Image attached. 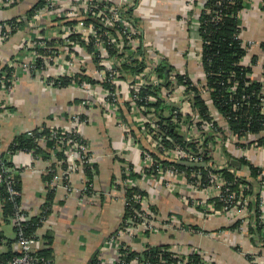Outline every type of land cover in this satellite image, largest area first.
Listing matches in <instances>:
<instances>
[{
  "label": "built area",
  "instance_id": "1",
  "mask_svg": "<svg viewBox=\"0 0 264 264\" xmlns=\"http://www.w3.org/2000/svg\"><path fill=\"white\" fill-rule=\"evenodd\" d=\"M206 0H198V3L203 4ZM20 2V0H0V11L4 8L10 7L13 3ZM124 0H119L117 3H114L110 0H45V3L38 9L35 10L33 16L30 18L28 26L25 28H20L16 32H13V29H16V25L9 22L0 23V44L3 43L10 36L15 33H19L21 30H27L22 36L20 35V41L16 48V51L13 53L12 60H6L9 65L19 66V71L21 73H13L10 82L8 85L5 84V80L0 79V94H5V99L12 102V93L14 91L15 84L19 81L21 75H27L30 77L36 76L38 79H42L47 86H52V82L48 80L49 78H57L59 76H74L75 72L86 69V71L92 76L93 79L97 81H109L111 84L115 85L113 91L108 90L103 87L100 83H88L82 82L79 85L75 84L73 81L70 85L71 87L79 88L85 95H87L82 104L86 105V110H91L93 107L98 106L103 109V115L107 119H112L117 127L122 133V149L121 151L131 150L139 158L137 167L134 165V170L139 171L142 177L150 175V178L157 179L163 182L164 186L169 189L172 193H178L182 196V199L185 201V207L190 211H195L196 213L201 212L210 213L214 210L217 202H220V207L218 208L222 212L226 213H235L236 219H239L240 225L238 230L241 234H245L250 238H255L257 244V251L247 255V257L257 264H264V226L259 235L252 233L250 228L255 226L254 221L251 219L252 210L249 208V203L255 200V197L250 193H244L245 189H248L246 184H239L237 190H233L230 187L228 180L218 172L219 169L223 168L228 162L235 158L244 157V152L250 148L257 149L259 147H264V143L259 146L257 141H252L249 145L244 146H235L233 144V149L237 152L233 155L230 150H225L231 154L232 158H228L222 153L223 162L215 163L214 161H209L205 165V169L209 170L208 181H203L201 176L197 177L194 181H188L186 174L184 172L178 171L174 166L164 167L156 163V160L152 155L138 144L134 137L130 134L129 127L127 124L119 119V103L120 93H122V99L130 101L132 119L136 124H139L144 130L145 135L152 140L153 145L157 148V145L160 146L162 135L159 132V125L156 123V118L152 117L150 114H143V111L149 110L152 111L153 108L141 106L140 108L135 105L134 100L138 99V92L135 88L136 85H149V84H158L161 82V79L157 78L154 75L139 73L132 77H126V80L121 81L118 78L119 72L115 69L114 65L118 64L120 59L114 57L110 54V47L114 49H122L123 45L129 47V49L134 50L132 54L133 58L141 59L142 54L138 53L135 49L140 46V30L136 28L130 21L125 17L121 16L120 7L125 3ZM252 2V0H251ZM250 2V3H251ZM192 8L195 5L191 4ZM197 7V14L195 16L188 15L182 20V24L186 25L187 29L193 31V38L195 39L191 43V50L188 51L187 55L192 56L191 69L187 68L183 71H178L183 75L191 76V79L194 83L198 81H203L204 73L202 72V61H201V40L197 35V26H198V17L200 8ZM195 9V8H194ZM245 11V10H244ZM207 13L210 12L209 9L206 10ZM243 13V12H242ZM93 16L98 18L101 21V27L96 26L92 22L85 21L86 17ZM242 16V15H241ZM217 20L220 18V13L218 11L214 12V17ZM17 22L20 21V18L16 19ZM69 21H74L71 24H68ZM190 22V23H189ZM189 23V25H187ZM16 27V28H15ZM117 28L122 36H115L109 28ZM241 27L242 17H241ZM27 28V29H26ZM242 33V31H241ZM239 34V38L242 41L243 46H245L247 54L243 56L242 63L245 65H252L251 63V49L256 45V42L251 39H245ZM77 36V39L74 40L72 36ZM93 41V49L88 51L86 45ZM44 53H40L41 49H45ZM194 48V50H193ZM144 55L146 56V63L148 66L155 68V66L160 62L161 58L164 55L161 53L160 49L157 47V44L152 42L145 44ZM264 51V49H263ZM126 52V51H125ZM189 57V56H187ZM41 59V70H38V61ZM128 61V60H127ZM187 61V60H186ZM258 61H256V65ZM264 71V66H263ZM150 75V76H149ZM263 74H261V79L255 78L252 74V78L260 80L264 83ZM186 86L183 89L175 90L174 92H167L165 89L161 92V95L164 99L172 102L176 106V110L173 111L172 119L176 120L178 112L190 114L191 119L193 120L197 114L191 108L190 96L191 94H186ZM205 92V90H203ZM160 94V93H159ZM193 95V94H192ZM147 101H154L153 97L148 96ZM155 99V98H154ZM82 113H74L70 117L72 123L68 127H57L49 126L50 138L55 139L57 149H60L59 143H68L69 147L63 149V153L66 156V164L64 169H60L59 172L53 175L51 179L52 186L63 185L70 189V186H67V183L70 179V175L75 172H80L84 175L85 182L83 183L81 190H87L88 178L84 174V167L86 165H91L96 161L94 151L90 148L87 143V140H80L72 135L80 136L74 127L78 124H85L89 121L88 118L82 119ZM212 119L208 121L204 127L206 130L210 131L213 129V122L218 119L219 115L216 110H213L211 113ZM173 120V121H175ZM145 125H148L147 129ZM227 128V127H226ZM32 134L33 129L27 128L24 132ZM264 131V130H262ZM157 134V137L154 138V135ZM198 136L197 134H193ZM40 145H45L46 140L45 136L36 138ZM185 139H189L188 134H186ZM255 139L254 136H249L245 134L242 136L241 141L245 144H248L250 140ZM232 137V141H234ZM218 146V145H217ZM216 146V148H217ZM222 147V146H221ZM215 148V149H216ZM164 155L169 156L171 159H177L181 157H186L181 146L176 145L172 148H164ZM222 149V148H221ZM30 153V152H28ZM32 161L38 160L39 158L33 157L30 153ZM245 158V157H244ZM47 166L49 167V162L46 161ZM155 164L158 168L155 170ZM22 165L3 168V171L0 172V184L2 180L6 182L7 189L11 198L16 196H21L19 190L15 189L12 182L11 171L15 168L21 169ZM25 168L30 167L29 164H24ZM125 169H127L126 164H123ZM164 167V168H163ZM45 169V170H46ZM44 170V171H45ZM145 171V173H144ZM212 171V172H211ZM230 171L234 172L236 176L242 177L239 172H237L233 167L230 168ZM20 172V173H21ZM149 172V173H148ZM119 185V187H117ZM121 185V186H120ZM114 186L119 188L120 191L124 192L122 186L135 187L139 186L142 189V186L139 185L138 180H134L129 177L122 179L120 174L114 179ZM47 187V184H46ZM193 192H202L201 198H187L188 191ZM132 198L134 201L140 203L141 211L143 215L148 214L151 218L142 216V212H138L136 208H133V216H130L126 220V224L118 227L105 241L104 248L106 245H110L113 248L111 251L112 258L110 260H105L101 253L97 255V264H122L123 255L122 249L134 250L133 239L135 234L138 232L149 233L157 232L161 229H173L176 226V220L178 217L171 215L162 221H154L153 213L149 209V199L143 197L139 192H134ZM189 200V201H187ZM256 201V200H255ZM257 206L259 209V221L264 225V197L262 193L257 200ZM127 205V198L125 194L123 196V207ZM15 212L10 217L11 222L14 226L18 227L16 232V249L18 255L12 257L5 264H53L48 259L38 258L32 253L37 249H40V245L43 246L40 230L37 229L33 235L26 236L22 231L23 224L30 219L32 214L30 211L26 210L21 204L15 206ZM138 218L141 221H138ZM45 217L42 219V223L46 222ZM122 222V221H121ZM174 225V226H173ZM135 233V234H134ZM124 236H127V242L123 239ZM42 243V244H41ZM147 245L146 244L140 250L142 251ZM126 250V251H127ZM175 253V261L169 262L161 259L162 264H213L211 255L207 252H202L198 248H193L191 251L181 252L179 250L168 249ZM127 251V252H128ZM196 254L199 256V261H193V258H190V254ZM110 255V256H111ZM112 263H109V262ZM129 264H144V262L138 258H133L129 261ZM148 264V263H147Z\"/></svg>",
  "mask_w": 264,
  "mask_h": 264
},
{
  "label": "trees",
  "instance_id": "2",
  "mask_svg": "<svg viewBox=\"0 0 264 264\" xmlns=\"http://www.w3.org/2000/svg\"><path fill=\"white\" fill-rule=\"evenodd\" d=\"M23 1L25 0L15 2L10 7L4 8L0 11V23L5 21L16 25L17 28L15 27L16 29H13V32H16L20 28L23 29L27 27L35 10L45 3V0H31L30 2H28V0L27 2L29 5L26 10L20 13L16 12V14L13 12V14H9V11L11 12L16 8H20V3ZM193 2L195 6L200 8L197 35L201 40L200 58L202 61V72L204 73L203 81L194 83L191 76L173 71L174 66L164 57L161 58L155 68L148 66L146 63V56L144 55L145 49L143 50L146 44L144 36L139 37L141 45L135 49L138 53L142 54L141 59L133 58L132 54H134V50L129 49V47L125 45H123L122 49H114L113 47H110L109 52L112 56L120 59L119 63L114 65L115 69L119 72L117 79L125 81L126 77H132L139 73L154 75L161 79L160 83L154 85H136L135 88L138 92V99L134 100L135 105L139 108L141 106H144V108H153L152 111H143V114H150L157 119L156 123L159 125V132L162 135V139L159 141L161 145H157L156 148L153 145L152 140L145 135L141 126L134 122L132 119L130 101L122 99L121 97L123 96L122 93H120V99L118 100L119 119L127 124L130 134L142 149L147 150L152 155L156 162H158L156 164L164 167L174 166L178 171L186 174L188 181H194L199 176H201L203 181H208V169L210 168L205 169L204 166L218 154L215 149L218 144H222L223 146L222 153L228 158H232L231 154L225 150V146L229 143H232L235 146L249 145L254 140L257 141L259 146L264 143V131H262L264 130V83L252 78L254 72L253 64L257 61L256 55L252 54L251 56V66L242 63V58L247 54V51L238 36L242 31V12L250 6L251 0H206L203 4L198 3V0H194ZM207 9L210 10L209 13L206 12ZM215 11L220 13V18L218 20L213 18ZM120 12L121 16L128 18V16L132 14V9L127 6H122L120 7ZM192 13L193 11L190 12V15H192ZM17 18H20L19 22H17ZM85 19V21L92 22L98 27L102 26L101 21L96 17L88 16ZM73 22L74 21H69L68 24ZM189 23H187V25H189ZM109 30L117 37L122 36L120 31L115 27H111ZM25 32H27V30H21L19 33L15 34L22 36ZM190 35H193L192 30H190ZM72 38L76 40L77 36L73 35ZM8 39L3 41V43ZM260 46L264 49V42H261ZM86 48L88 51H91L93 49V41L88 43ZM45 50L46 48L41 49L40 53H44ZM5 61L6 60L0 61V79L5 80V84L8 85L12 74H19L21 72L19 71V66L15 67L9 65ZM41 62V59H39L37 65L39 71L41 70ZM36 74L34 75V78L38 79L39 77H37ZM48 80L52 82V86H47L50 89L74 88L77 90L78 99H75V101L79 106V110L75 113H82V119L87 118L86 105L81 103L82 100L87 98V95L77 87L68 86L72 81L77 85L82 82H88L91 84L97 82L110 91H113L115 88V85L111 84L109 81H97L93 79L86 69H81L75 72L72 77L59 76L57 78H49ZM184 86H186V94H193L190 96L191 108L197 114L193 120L191 119L190 114H184L182 112L177 113L176 120L172 119V116H174L173 111L176 110V106L172 102L164 99L161 95L163 89L167 92H174L175 90L183 89ZM203 90H205V92H203ZM148 96L153 97L154 101H147L146 98ZM0 104L2 107L5 105L4 101ZM94 108L99 110L104 117L103 109L101 107L95 106ZM213 110L217 111L219 118L213 122V129L208 131L204 127L206 126L205 123L212 119L211 113ZM73 114L74 113L72 112L70 115ZM104 120L107 125H113L120 130L112 119L104 117ZM67 123L68 125L65 127L72 125L70 118ZM80 127V124L74 127L78 134H81V131H79ZM147 127L148 125H145L144 129H147ZM32 129V134H29L26 131L18 133L12 137L7 147L4 149L0 147V172H2L5 167H15L14 162H12V155L20 151L30 152L33 157H37L50 163L49 167L42 175L43 181L47 184L44 202L39 207V212L32 215L22 227V231L26 236L33 235V233L43 224L41 220L44 219V217L46 220L51 212L56 186H52L50 182L54 174L59 172L60 169L65 168L66 156L63 153V149L69 147L68 143L65 144L63 142L59 143L61 148L57 149V141L50 138L49 127L45 124H41ZM186 134H188L189 139H185ZM193 134H197L198 136L196 137ZM245 134L254 136L255 139H252L248 144H245L241 141L242 136ZM41 136H45V145H40L36 139ZM72 137H76L80 140L83 139L82 135L76 136L74 134ZM156 137L157 134L154 135V138ZM232 137H234V141H232ZM83 140L86 141V139ZM176 145L183 148L182 150L186 157L171 159L169 156L164 155V148H172ZM114 158L120 163L121 168L118 174H120L123 180L129 177L138 181L142 179L141 173L134 170L135 167L132 163L119 156H115ZM238 162L241 166H244L249 170V178L238 177L234 172L230 171V168L232 167L234 169L237 168V166L235 167L231 162H228L223 168L219 169L218 172L228 180L230 187L233 190H237L239 184H246L248 186V189H245L244 193H250L256 200L249 203V208L252 210L251 219L255 223V226L250 228V231L259 235L264 225L260 223L258 218L259 209L257 206V200L259 199L261 192L256 191V187H260L263 183L264 178L262 176V171L258 166H255L244 157L238 158ZM123 164H126L127 169L122 167ZM156 164L155 170L158 169ZM97 171L98 165L95 162L84 167L83 172L88 178V185L92 183L93 177ZM20 172L21 169L17 168H15L14 171H11L13 186L19 191H21ZM72 175H74V173H72L70 177ZM146 177L150 178V175L148 174ZM89 187L91 189L90 185ZM117 187H119V185H117ZM122 189L124 190V192H122L123 195L125 194V197L127 198V205L123 207L121 222L123 225L126 224V220L130 216H133V208L138 209V212L141 211L140 203L134 201L132 198L133 193L139 192L143 197H147L148 194L139 186H122ZM174 194L176 195V193ZM17 204H21V196L11 198L6 182L2 180V183L0 184V214L5 222H11L10 217L15 212V206ZM183 204L185 205V203ZM220 205V202H217L216 208H219ZM149 209L153 213V220L156 222H161L162 219H166L171 215L178 217V215L174 213L175 211H171L158 220L156 216H154L156 213L155 207L149 204ZM141 212L142 216H140V218H143V216L151 218L148 214L143 215L144 212ZM140 218H138V221H141ZM173 224L177 226V229H181L180 227H192V225L183 222L179 217ZM239 224L240 221H236L230 227L237 228ZM13 230V238L6 237L3 232L0 231V241H3L6 245V250L0 253V264H5L12 257L18 255L17 249L14 250L13 248V245H16L15 234L18 231V227L14 226ZM144 234L148 235L150 233L149 231H146ZM41 239L46 243L45 247L40 246V249H37L32 254L38 258L48 259L50 262H53L52 249L48 246L50 244L51 236L41 235ZM170 247V244L147 245L144 250L139 252L122 249V252L124 254L126 253L123 255L122 264H129V261L135 257L142 260L144 264H162L161 259L174 262L175 253L168 250ZM189 257L193 258V261L196 262L200 260L199 256L195 253L190 254ZM92 264H97L96 258Z\"/></svg>",
  "mask_w": 264,
  "mask_h": 264
},
{
  "label": "crops",
  "instance_id": "3",
  "mask_svg": "<svg viewBox=\"0 0 264 264\" xmlns=\"http://www.w3.org/2000/svg\"><path fill=\"white\" fill-rule=\"evenodd\" d=\"M27 1L20 3L21 7L9 11V14L26 10L31 0ZM110 1L117 3L119 0ZM124 1L126 3L124 2L123 6L132 9V14L126 19L140 30V36H144L146 45L149 42L157 44L164 58L174 66L173 71L189 68L193 61L192 56L187 53L195 39L190 35V30L186 28L184 22L182 24V20L192 11L194 16L197 14V7L194 9L191 6L194 5V0ZM241 17L243 24L241 36L256 42L251 49V53L256 55L258 61L253 66V74L255 78L261 79L264 66V51L260 46V43L264 42V0H252ZM19 41L20 36L15 34L0 45V61L12 58ZM12 98V102H9L5 99V94H0V103L3 101L5 103L3 107L0 104L2 149L7 147L14 135L27 128L41 124L48 127L68 125L70 114L79 110L75 101L78 99L76 89H50L42 79L27 75H21L15 84ZM93 108L86 111L89 121L80 124L81 129L79 128L97 158L95 163L98 165V171L90 184L91 189L89 187V190H81L85 182L84 175L75 172L67 183V186H70L69 190L63 185L56 186L51 212L46 222L39 227L42 235L51 236L48 246L52 249L53 264H92L99 252L106 261L112 258L113 248L106 245L103 249V245L122 225L124 196L122 191L114 186V179L121 168L119 161L114 157L125 158L136 167L138 165L139 158L133 151H121V131L113 125H107L99 110ZM221 146L222 144H218L216 148L218 154L212 159L217 164L223 162ZM226 148L233 155L237 153L232 143L227 144ZM243 156L261 169L264 178V147L250 148ZM233 159L238 161L235 157ZM29 160L30 167L27 169L23 165L29 164ZM12 162L16 166L22 165L23 169L20 173L21 205L35 215L45 199L46 183L42 175L47 163L41 159L32 161L30 153L23 151L14 153ZM234 166H237L235 170L242 177L249 178L250 173L246 167L240 163ZM138 182L143 190L149 188V204L155 207L159 215L156 216L158 220L175 211L183 222L196 228L190 226L177 229V226H174L173 229H161L148 235L142 231L134 233L136 235L132 241L134 250H140L146 244H170V249L181 252L191 251L193 248L205 251L211 255L213 264H257L247 257L257 251L255 238L241 234L239 226L230 227L239 220L236 219L235 213L222 212L216 205L210 213L201 210L199 213L192 212L183 204L185 201L182 196L169 191L161 181L142 177ZM256 191H260L264 197V180L260 187H256ZM186 194L187 198L202 197V192L190 190ZM13 227V223L5 222L0 214V231L6 237L13 238ZM124 238L126 239L123 240L127 242L128 237ZM42 243L45 247L44 240ZM13 248L16 250V245H13ZM5 250V243L0 241V253Z\"/></svg>",
  "mask_w": 264,
  "mask_h": 264
},
{
  "label": "rangeland",
  "instance_id": "4",
  "mask_svg": "<svg viewBox=\"0 0 264 264\" xmlns=\"http://www.w3.org/2000/svg\"><path fill=\"white\" fill-rule=\"evenodd\" d=\"M144 191H146L147 192V194H149V188H146V189H144ZM155 213V212H154ZM154 216H159V215H157V213H155V215ZM163 218V217H162ZM11 232V231H10Z\"/></svg>",
  "mask_w": 264,
  "mask_h": 264
},
{
  "label": "water",
  "instance_id": "5",
  "mask_svg": "<svg viewBox=\"0 0 264 264\" xmlns=\"http://www.w3.org/2000/svg\"><path fill=\"white\" fill-rule=\"evenodd\" d=\"M231 163L234 164V165H237L239 162H238L237 160H234V159H233V160L231 161Z\"/></svg>",
  "mask_w": 264,
  "mask_h": 264
}]
</instances>
